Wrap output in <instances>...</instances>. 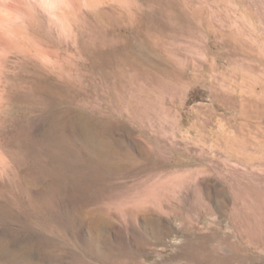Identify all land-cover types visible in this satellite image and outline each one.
Wrapping results in <instances>:
<instances>
[{
  "label": "rangeland",
  "instance_id": "rangeland-1",
  "mask_svg": "<svg viewBox=\"0 0 264 264\" xmlns=\"http://www.w3.org/2000/svg\"><path fill=\"white\" fill-rule=\"evenodd\" d=\"M97 11L77 39L31 28L47 73L1 69L0 142L40 111L59 131L0 181V263L264 264V0Z\"/></svg>",
  "mask_w": 264,
  "mask_h": 264
},
{
  "label": "bare ground",
  "instance_id": "bare-ground-1",
  "mask_svg": "<svg viewBox=\"0 0 264 264\" xmlns=\"http://www.w3.org/2000/svg\"><path fill=\"white\" fill-rule=\"evenodd\" d=\"M101 1L102 0H0V72H2L1 69H3L2 67L5 63L7 56L9 55V53L13 51H18L22 55V60L25 62L24 64L34 63L38 69V72L40 73L45 72L48 66L50 65L51 58L48 52L46 51V49L38 41V39H36L35 36L31 33V28L35 25H39L42 26L44 31L48 34L58 35L62 38L77 39V28L79 30L80 25L91 22L92 17L96 16V13L98 14L97 8ZM28 64L27 67L30 66ZM27 100H29V98ZM43 111H45V109ZM40 112L39 115L28 121L29 126L27 128L29 129L28 131L30 132L25 131L26 135L24 139L20 141V143L18 142L19 146L17 143L18 149L11 151L9 147L4 146L0 142V181L1 182H5L7 183V185L16 182L19 178L18 173L15 169L16 165L22 162L24 164V162H28L30 160L36 159L37 157L38 158L41 157V159L39 160H43L42 157L46 155L48 148L50 147V145H48L49 130L53 125V128L55 127V132L53 133L59 131V129L57 128V122L59 120L57 121L53 119L54 121L52 120L53 122L51 123V121L47 117L48 114H45L44 112L41 113ZM24 130H26V128ZM59 133L60 132H58V134ZM22 134L23 133H21V135ZM58 134H56V136ZM30 135H31V139H30ZM32 135L33 136L35 135L38 139V142H40V144H38L36 142L37 141L36 139L35 142L37 144L34 142L35 148H33L32 146V142L34 141L32 140ZM19 137L17 138L19 139ZM14 145H15V141L13 143V146ZM57 172L59 171L57 170ZM16 183L19 185V182ZM1 207L2 204L0 202V236L4 234L8 237H11L13 233V228L10 226L12 221V216L9 214V212L3 213L1 211ZM2 223H4V225H2ZM6 264H14V262L11 258H9Z\"/></svg>",
  "mask_w": 264,
  "mask_h": 264
}]
</instances>
